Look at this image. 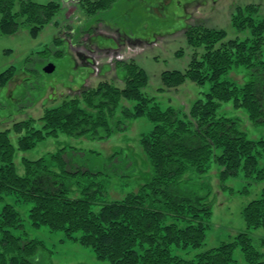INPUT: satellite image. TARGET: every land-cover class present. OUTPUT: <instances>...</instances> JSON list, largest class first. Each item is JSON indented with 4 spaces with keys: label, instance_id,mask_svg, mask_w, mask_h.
<instances>
[{
    "label": "trees",
    "instance_id": "16d2710c",
    "mask_svg": "<svg viewBox=\"0 0 264 264\" xmlns=\"http://www.w3.org/2000/svg\"><path fill=\"white\" fill-rule=\"evenodd\" d=\"M116 1L78 0V6L87 18L98 20ZM60 10L54 0L44 4L0 0V33L10 36L26 28L36 36L54 22ZM230 20L236 31L248 32L244 39L226 40L223 30L190 26L185 30L192 51L187 68L161 75L160 91L176 89L186 80L197 86L208 84V91L199 93L187 113L172 107L162 110L155 98L145 95L147 75L129 61L117 64L123 74L122 88L102 81L46 108L36 120L1 131L0 202L12 196L16 204H32L30 227L63 233L66 239L89 248L97 261L109 264H239L233 258L237 248L246 264H264V254L255 249L249 236L250 230H264V137H248L239 127L241 117L220 114L229 106L234 112L243 111L253 125L264 127V18L259 6L252 4L236 8ZM235 68L245 71L247 82L227 79ZM14 74V67L0 73V89ZM123 102L132 106L126 108ZM144 117L153 127L140 136L139 145L151 175L136 192L120 199L107 198L100 183L107 174L76 168L66 157V148L48 159L23 157L24 173L17 172V152L60 136L105 141L127 130L130 121ZM10 131L17 136L16 146ZM212 163L220 168L219 188L224 191L229 189L227 181L240 174L248 183L263 185L258 197L242 209L245 231L232 241L185 258L179 253L201 248L210 228L212 207L204 177ZM69 181L79 185L76 196L66 186ZM23 227L20 212L6 203L0 213V264H35L31 260L45 250L41 240L14 234Z\"/></svg>",
    "mask_w": 264,
    "mask_h": 264
},
{
    "label": "rangeland",
    "instance_id": "374dc122",
    "mask_svg": "<svg viewBox=\"0 0 264 264\" xmlns=\"http://www.w3.org/2000/svg\"><path fill=\"white\" fill-rule=\"evenodd\" d=\"M35 1L44 4L50 0ZM54 1L61 5L54 18L56 25L54 22L47 25L36 36L30 35L26 28H20L10 36L0 33V73L9 67H14L15 71L13 79L0 89V132L12 130L15 123L36 120L46 108L58 105L65 97L78 95L85 88H94L102 81L122 88L123 74L117 64L129 61L139 65L147 75L145 95L155 98L162 110L172 107L181 114L182 111L187 113L199 93L208 91V84L197 86L186 80L176 89L159 90L163 88V72H183L187 68L192 51L185 30L203 25L225 31L226 40H242L248 32L240 33L232 27L230 17L235 9L257 5L264 18V0H117L109 11L98 16V20L87 18L79 8L78 0ZM55 40L63 42L56 44ZM58 51L61 56L55 55ZM49 64L54 66L52 73L44 72ZM227 79L238 84L248 81L242 68L233 69ZM123 106L128 108L132 104L123 102ZM220 114L241 117L239 127L248 137H264V127L253 125L243 111L234 112L224 106ZM152 127L144 117L130 121L127 130L115 133L105 141L68 136L48 139L32 150L17 152L16 169L23 175V157L30 161L48 159L58 149L66 148V157L76 168L107 174L100 183L107 198L117 200L136 192L151 175L139 138ZM9 138L16 146L17 136L13 131ZM219 170L217 164L212 163L204 177L210 191L212 216L203 246L194 251H181L182 257L192 258L199 252L232 241L236 234L246 230L242 209L258 197L263 183H248L240 174L227 181L229 189L224 191L219 188ZM66 186L74 196L79 193V185L74 181H69ZM244 189L248 191L240 193ZM6 203L16 207L24 225L14 234L25 233L29 239H38L44 244L45 250L39 252L37 259L31 260L33 263L109 264L97 261L89 248L66 239L63 233L30 227L28 211L32 204H16L9 196L0 202V213ZM249 236L255 249L264 254V230H250ZM233 258L239 264H246L239 248L234 251Z\"/></svg>",
    "mask_w": 264,
    "mask_h": 264
},
{
    "label": "water",
    "instance_id": "95a60500",
    "mask_svg": "<svg viewBox=\"0 0 264 264\" xmlns=\"http://www.w3.org/2000/svg\"><path fill=\"white\" fill-rule=\"evenodd\" d=\"M53 71H54V66L52 64H49L44 68V72L46 73H52Z\"/></svg>",
    "mask_w": 264,
    "mask_h": 264
}]
</instances>
